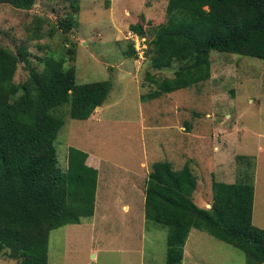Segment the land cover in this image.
<instances>
[{
  "label": "rangeland",
  "instance_id": "1",
  "mask_svg": "<svg viewBox=\"0 0 264 264\" xmlns=\"http://www.w3.org/2000/svg\"><path fill=\"white\" fill-rule=\"evenodd\" d=\"M70 1L35 0L26 10L0 4V45L18 57L14 83L41 70L48 57H63L78 82L111 83L87 119L64 117L54 141L59 165L66 166L69 146L81 147L125 181L138 164H128L134 158L141 163V189L154 162L167 160L175 169L189 162L197 176L192 196L203 207L210 206L212 177L231 183L247 168L254 185L252 221L264 228V60L212 50L208 79L144 99L156 88L148 73L173 77L180 66L150 65L151 41L168 0H77L76 11ZM69 14L74 23L63 30L59 23ZM132 23L142 24L144 36L129 29ZM111 208L106 214L96 208L92 223L53 229L48 264H165L167 227L145 223L143 208L132 214ZM186 251L195 264H247L242 251L195 228ZM19 262L0 256V264Z\"/></svg>",
  "mask_w": 264,
  "mask_h": 264
},
{
  "label": "trees",
  "instance_id": "2",
  "mask_svg": "<svg viewBox=\"0 0 264 264\" xmlns=\"http://www.w3.org/2000/svg\"><path fill=\"white\" fill-rule=\"evenodd\" d=\"M34 2L0 0L25 10ZM70 5L78 9L77 0ZM165 12L151 41L150 65L180 66L173 77L148 73L156 88L144 99L208 79L212 50L264 60V0H168ZM73 23L69 14L59 26L68 30ZM129 29L139 36L146 33L141 23ZM130 50L136 56L132 45ZM17 62L16 54L0 45V256L19 264H48L50 232L93 215L97 179V169L86 163L87 153L74 146L68 147L61 167L54 141L64 117L87 119L105 101L111 83L78 82L63 57H48L41 70L16 84ZM251 173L246 168L231 183L212 177L210 206L203 207L192 196L197 176L189 162L179 169L167 160L152 164L144 183V219L168 229L165 264H182L193 228L242 251L247 264H264V228L252 221Z\"/></svg>",
  "mask_w": 264,
  "mask_h": 264
},
{
  "label": "crops",
  "instance_id": "3",
  "mask_svg": "<svg viewBox=\"0 0 264 264\" xmlns=\"http://www.w3.org/2000/svg\"><path fill=\"white\" fill-rule=\"evenodd\" d=\"M80 150H83V148H81ZM83 151H85V149ZM85 152L87 153L86 163L97 169L94 211H93V215L90 218H87L90 221L89 223L93 222L96 208L105 214L107 212H113L114 209H112L111 207L114 206H120L121 210L123 211L117 213H124V214H132L131 212L139 213L142 208L144 209L143 191H144L145 178L143 180L144 183L142 188L138 189L137 181H138V174L139 177H141L140 176L141 163L137 159L131 158L128 160L129 165H132L130 160H134L135 162H138V164L134 169V171L128 170L127 172L128 174L123 176V178L126 179L124 181L121 178L120 179L117 178L115 167L108 168L107 170H105L101 164V159L98 158L96 160L94 159V155L91 154V152L87 150ZM111 166H115V165L111 164ZM117 181H119L121 184L117 183ZM80 223H75V224H80ZM66 225H71V224H66ZM189 234L187 236V239L183 247L182 264H188V263L195 264V262L192 261V257H190L191 255H189V253L186 251V245L188 242Z\"/></svg>",
  "mask_w": 264,
  "mask_h": 264
},
{
  "label": "built area",
  "instance_id": "4",
  "mask_svg": "<svg viewBox=\"0 0 264 264\" xmlns=\"http://www.w3.org/2000/svg\"><path fill=\"white\" fill-rule=\"evenodd\" d=\"M136 41H138V39H136ZM138 44H140V42ZM138 47H139V45H138Z\"/></svg>",
  "mask_w": 264,
  "mask_h": 264
}]
</instances>
